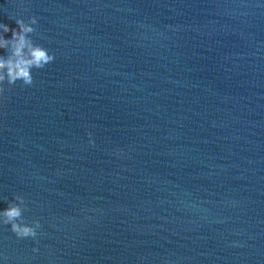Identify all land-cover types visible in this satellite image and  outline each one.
<instances>
[{
  "label": "water",
  "instance_id": "1",
  "mask_svg": "<svg viewBox=\"0 0 264 264\" xmlns=\"http://www.w3.org/2000/svg\"><path fill=\"white\" fill-rule=\"evenodd\" d=\"M258 3L0 0L56 56L0 82V193L45 233L0 227L8 264H264Z\"/></svg>",
  "mask_w": 264,
  "mask_h": 264
},
{
  "label": "clouds",
  "instance_id": "2",
  "mask_svg": "<svg viewBox=\"0 0 264 264\" xmlns=\"http://www.w3.org/2000/svg\"><path fill=\"white\" fill-rule=\"evenodd\" d=\"M257 6H264L259 0ZM0 19V82L8 84L20 83L22 87H30L34 83V70L44 69L54 62L55 53L37 43L33 34L37 31L38 17L29 15L25 18L19 14H3ZM171 31L176 29L172 28ZM8 33V35H5ZM227 99V98H226ZM87 144L95 146L92 132H87ZM0 227L7 226L17 240H31L33 254L39 253V238L45 233L40 218L28 219V201L22 194H13L11 199L0 193ZM239 246V245H234ZM9 257L0 251V264H8Z\"/></svg>",
  "mask_w": 264,
  "mask_h": 264
}]
</instances>
